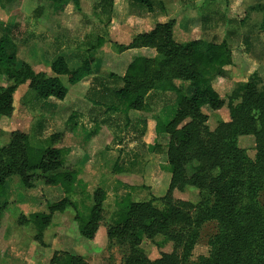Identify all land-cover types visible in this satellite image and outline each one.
<instances>
[{
  "label": "rangeland",
  "instance_id": "1",
  "mask_svg": "<svg viewBox=\"0 0 264 264\" xmlns=\"http://www.w3.org/2000/svg\"><path fill=\"white\" fill-rule=\"evenodd\" d=\"M80 3L81 8L77 10L71 0L64 5L47 0H0V37L8 31L14 32L19 67L28 63L36 72L49 73L48 68L58 55L67 59V52L75 51L69 56V62L75 56L92 54L96 61L94 69L97 63L98 72L99 68L105 75L121 72L127 57L119 56L121 52L115 44H128L136 33L148 29L159 17H177V30L183 33L177 39L192 35L206 42L229 44L234 65L227 69V78H216L213 82L226 105L218 111L204 106L202 112L208 116L211 131L231 121L228 105L236 108L239 119L248 122L224 144V153L229 164L228 183L235 214L238 218L249 215L245 223L248 233L244 264H264V110L259 109L260 103L264 109V0H162L163 5L157 0L153 2L160 4L154 11L155 16L145 22V17L128 20L127 12L131 9L127 1H119L116 6L113 0H81ZM205 16L210 17L214 27L202 31ZM113 17L116 26H110ZM98 37L105 40L103 46L87 54L88 41ZM156 54L153 50L147 56L154 58ZM64 81L68 83L66 78ZM13 84L4 76L1 78L3 88ZM93 85L94 79L84 80L79 90L69 85L71 95L67 100L56 101L42 111L22 105L21 98L27 91V84H22L14 96L13 115L0 119V147L10 142L14 131L28 133L30 144L36 149L47 147L50 136L62 135L56 147L70 150L66 167L77 171L80 178L71 196L72 205L54 214L43 242L39 243L36 226L32 222L20 224V217L46 213L49 205L66 195L60 187L37 182L35 188L27 189L15 174L7 177L6 196L0 202V206L6 205L0 221V264H49L56 252L81 256L88 264H122L128 247L117 241L109 242L105 232L116 210L122 202L158 200L166 194L171 179L167 163L168 136L159 134L152 145L154 150L142 148L139 143L137 147L132 140L139 138L126 128L125 116L106 112L102 104L105 100L91 109L92 103L85 100V95ZM177 85H183L185 95H192L189 84L177 82ZM107 86L120 88L122 84L109 79ZM167 96V109L155 110L156 115L164 118H160L162 124L173 119L177 108L174 94ZM76 110L78 123L83 128L72 132L68 119ZM146 116V113L130 116L133 120L130 127ZM253 121L260 133L259 139L252 133ZM86 136H91L90 145L84 140ZM120 144L123 149H118ZM98 188L106 192L104 221L96 240L90 241L80 234V219L88 215ZM175 196L195 206L191 211V233L179 249L181 264H208L223 234L230 232L222 222L223 207L212 194L193 187ZM162 244L163 238L157 237L155 241L144 240L141 247L150 259L156 260L161 253L173 250L171 243Z\"/></svg>",
  "mask_w": 264,
  "mask_h": 264
},
{
  "label": "trees",
  "instance_id": "2",
  "mask_svg": "<svg viewBox=\"0 0 264 264\" xmlns=\"http://www.w3.org/2000/svg\"><path fill=\"white\" fill-rule=\"evenodd\" d=\"M64 5L67 0H47ZM77 10L81 0H71ZM140 12L153 13L152 0H128ZM216 1V0H209ZM146 21V20H145ZM144 21V22H145ZM202 31L210 30L214 24L205 16ZM18 29V26H14ZM177 30L175 19L159 17L149 28L132 37L126 45H117L119 52L130 49H154L156 57L135 56L123 77L111 74L115 82L122 87H106L104 84L89 89L93 103L106 107L107 112L146 110L148 95L153 92L173 93L176 111L173 119L157 125L158 133L168 136L167 163L171 179L166 194L158 200L122 202L111 222L106 227L109 242L117 241L128 247L122 264H181L179 249L186 242L193 226L192 202L175 198L176 193H184L193 187L200 192L212 194L222 205V222L230 231L220 239L219 247L208 260V264H244V246L248 233L245 224L249 215L236 216L234 199L228 183L229 164L224 153V144L234 132L248 122L239 119L236 108L231 109V121L221 123L214 131L207 125L208 116L202 112L204 106L213 111L221 110L226 101L215 89L216 78H227L229 67L234 65L232 49L226 41L206 42L203 38H194ZM16 37V36H15ZM14 32L8 31L0 37V119L9 118L15 111L14 96L22 84L27 91L21 98L24 107L30 110L40 108L50 97L65 100L70 92L69 85L75 86L94 73L95 58L89 54L103 46L105 40L98 37L87 43V54L79 66L70 68L63 56L56 57L49 66V73L36 72L26 63L18 66ZM179 38V37H178ZM51 73V74H50ZM13 81V85L3 88L1 78ZM67 79V84L64 81ZM189 84L193 93H183V85ZM100 87V88H98ZM103 90V92H101ZM232 97V96H231ZM100 99V100H95ZM263 103L259 104L262 111ZM71 117L68 120L70 130L76 125ZM252 133L260 138L253 121ZM62 135L49 137L48 146L36 149L30 144L28 133L14 131L7 145L0 147V202L6 196L7 177L15 174L27 189L36 187L37 182L46 186L60 187L65 197L49 205L48 212L20 217V224L32 222L37 228L36 241L43 242L44 232L51 225L55 213L64 212L72 205L71 196L74 187L80 183L78 172L66 167V157L70 150L56 147ZM106 192L98 188L93 194V204L86 218H81L82 237L96 240L104 221V201ZM157 201V202H156ZM160 203V205L156 203ZM6 205L0 206V221ZM163 238V245L172 244V252H163L156 260L149 258L141 247L144 240L155 241ZM49 264H88L81 256L54 253Z\"/></svg>",
  "mask_w": 264,
  "mask_h": 264
},
{
  "label": "crops",
  "instance_id": "3",
  "mask_svg": "<svg viewBox=\"0 0 264 264\" xmlns=\"http://www.w3.org/2000/svg\"><path fill=\"white\" fill-rule=\"evenodd\" d=\"M119 1H124V2L127 1V3H129V5H127V7H128V9H131L130 10L131 12L130 11L127 12V17L129 18L128 20H130L132 18L144 20L143 17H145V20H147V19H151V18H153V16H155L154 15L155 12H153V13H146V14L143 13L142 17L138 18L136 15H137V13L140 12V10L136 6L131 5V3L128 0H113V2L115 3V6L118 4ZM155 1H157V0H152V3L155 2ZM159 3H161V5H163L162 4V0H159ZM159 5L153 4L154 11L157 10V8H158ZM170 16L173 17L172 15H170ZM173 19L177 20V17H174ZM124 22L125 21H122V25H124L123 24ZM111 25H115V26L118 25L116 23L114 17L111 20L110 26ZM139 33H136L135 35H137ZM153 50L154 49L141 48V49H130V50H127V51H125L123 53H120L119 56H121V57H127V59L125 60V64H124L121 72L119 71L117 73L110 72L108 75H105L104 71H102L100 68H99V72H98V70H97L98 66H97V63H96V66H95V69H94V73L91 76H89V77H87V78L84 79V80H86V79H90V80L94 79V85L93 86H90V88H88V92L85 95V100L86 101H89V103H92L91 104L92 105L91 109L94 110L95 107H99V106H98V104L93 103L94 102V101H92L93 96L91 94L89 95V89H91L93 87L100 86L101 84H104V86L108 87L107 86V81L109 79L115 81V79L111 78V74H115L118 77H123L125 75V73H126V70H127L128 66H129V64L132 62L133 57H135V56H147L148 53L150 51L153 52ZM74 52L75 51H72V52L69 53V51H68L67 52V59L63 55H58V56H63L67 60V63H68L69 66H70V64H72V67H70V68H76L77 66L80 65L81 60L84 58V56L83 55L81 57L75 56V58L78 59V61L76 59H73L72 60L73 62L72 61L69 62V56H71V54L74 53ZM82 82H80L78 85L73 86L74 87V90L75 89L76 90H79V87H81L80 85L82 84ZM115 83H117V82H115ZM98 88H100V87H98ZM101 91H103V90H101ZM70 95H71V93L69 92V94L67 95V97L65 98V100H67L70 97ZM167 95H168V93H162V92H153V93H150L148 95V99L146 101V104H147V107L148 108L146 110H144V111H130L127 115L124 114V113H121V112H112L114 114H118V115L122 114L123 116H125L126 121H127L126 128H130L132 130V132H133L132 135H134L137 138H139V139H133L132 140L133 142L136 143L137 147H139V145L137 144V143H139L142 148L143 147H146V148H149L151 150H154V148H152V145H154L155 141L159 137V133L157 131V125L160 122V118L161 119H164V118H162L160 116L161 114L160 115H156L155 110H156V108H160L159 111L161 112V111H164L165 109H167V105L168 104L165 105L166 104L165 102H167V99H168V96ZM82 98H84V96ZM56 101L62 102L61 100H58L55 97H50L48 100H46V101L43 102V104L41 105V107L39 109L42 110V111H44V110L50 108L53 104L55 105V102ZM75 105H77V104H75ZM164 105H165V107H164ZM77 107H81V106L78 105ZM140 113H146L147 116L146 117H143V118L141 117L138 120H136L135 121V124H134V127L131 128L130 125L133 123V120L130 118V116L135 115V117H137V114H140ZM71 117L73 118V121H74V123L76 125L75 130H77V128H83L82 124L80 123V125H79V123H78L79 114L77 113V110L71 114V116L69 117V119ZM140 125H142V126L140 127ZM40 131H39V133L42 132V131L41 132ZM160 134H162V133H160ZM91 136L90 137L89 136H86V138H84V140L86 141V143L89 144V145L91 144V139H90ZM133 147H135V146H133ZM118 149H123L122 144H120L118 146ZM120 151H122V150H120ZM78 179L80 180L79 177H78Z\"/></svg>",
  "mask_w": 264,
  "mask_h": 264
}]
</instances>
